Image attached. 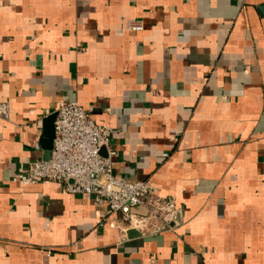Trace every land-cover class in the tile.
<instances>
[{
	"label": "crops",
	"instance_id": "obj_1",
	"mask_svg": "<svg viewBox=\"0 0 264 264\" xmlns=\"http://www.w3.org/2000/svg\"><path fill=\"white\" fill-rule=\"evenodd\" d=\"M262 3L0 0V264H264ZM70 100L113 129L115 173L171 201L170 227L129 236L95 199L12 180Z\"/></svg>",
	"mask_w": 264,
	"mask_h": 264
},
{
	"label": "built area",
	"instance_id": "obj_2",
	"mask_svg": "<svg viewBox=\"0 0 264 264\" xmlns=\"http://www.w3.org/2000/svg\"><path fill=\"white\" fill-rule=\"evenodd\" d=\"M132 30H143L141 21H131ZM7 105L0 104V114ZM55 138L49 159H25L26 169L12 180L27 186L41 180L54 181L67 191L82 193L117 215L123 233L135 228L142 233L170 227L178 212L171 201L157 193L147 179L132 180L115 173L117 150L112 143L113 129L101 124L77 100L61 101L55 110ZM144 208L145 213L139 212ZM49 254V252H48Z\"/></svg>",
	"mask_w": 264,
	"mask_h": 264
},
{
	"label": "water",
	"instance_id": "obj_3",
	"mask_svg": "<svg viewBox=\"0 0 264 264\" xmlns=\"http://www.w3.org/2000/svg\"><path fill=\"white\" fill-rule=\"evenodd\" d=\"M262 14H264V3H262L259 6ZM57 113L54 111L51 114L47 115L44 119V131L43 135L41 137L40 143L44 148V159H49L50 154H51V149L53 147V142L55 138V119H56ZM127 234L129 236H134V235H141L142 232L139 231L138 229L135 228H129L127 230Z\"/></svg>",
	"mask_w": 264,
	"mask_h": 264
}]
</instances>
